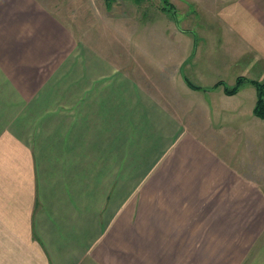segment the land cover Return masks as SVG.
<instances>
[{
	"label": "crops",
	"instance_id": "crops-1",
	"mask_svg": "<svg viewBox=\"0 0 264 264\" xmlns=\"http://www.w3.org/2000/svg\"><path fill=\"white\" fill-rule=\"evenodd\" d=\"M211 1L264 62V0ZM76 17L0 0V264H264L255 84L226 93L188 29Z\"/></svg>",
	"mask_w": 264,
	"mask_h": 264
},
{
	"label": "rangeland",
	"instance_id": "rangeland-1",
	"mask_svg": "<svg viewBox=\"0 0 264 264\" xmlns=\"http://www.w3.org/2000/svg\"><path fill=\"white\" fill-rule=\"evenodd\" d=\"M45 1L53 5L54 8L59 11V14H61L63 18L65 17V20L77 14L78 17L74 20L79 21L77 24L80 25V29L84 28V24H92L93 29H106L108 26V28L114 30L115 24L111 23L108 15L117 17L124 16L127 20V24L123 22L121 26L131 27L133 21L138 23H141L140 21L144 23L151 21L155 23L153 25L155 31L157 28H165V23L167 26H171L173 30L188 29L195 33L197 44L200 48L198 56H195L193 59L194 62L197 61V63L201 64L203 67L204 63H214L218 65L219 72L217 78L223 79L227 85H233L239 75L264 83L263 61L260 62L254 58L253 60L250 58V61L246 59L248 62L241 61V59H234V57L236 56L237 58L242 51L243 54L245 53L243 58H248V54H252L253 57L255 56V51H251L248 43L233 38V36L227 32L226 28L219 23L213 14L219 12L222 7L210 6L209 4L212 3L211 0H203L205 4H208L203 8L198 7L194 0H171L175 5L172 8H169L168 5H164L163 0H104V2L99 4L94 0ZM96 7H99L100 10H96ZM162 9H168L167 13H163ZM106 17L108 22L105 21ZM125 32H129V30L125 29ZM124 41L125 45H131V43L128 44V42H133L126 38ZM230 42L232 46L229 45ZM187 43L189 51L196 46L193 35L188 39ZM206 48L208 49L205 50ZM190 59V62H193L192 57ZM210 74L215 75L216 73L211 72ZM187 75L193 79L190 76L191 74ZM250 86V88H253L252 84ZM250 95L251 90L246 88L241 92V97L238 96L236 99L241 101L247 100ZM215 100H217L216 97L215 99L208 98L209 104L213 103Z\"/></svg>",
	"mask_w": 264,
	"mask_h": 264
},
{
	"label": "trees",
	"instance_id": "trees-1",
	"mask_svg": "<svg viewBox=\"0 0 264 264\" xmlns=\"http://www.w3.org/2000/svg\"><path fill=\"white\" fill-rule=\"evenodd\" d=\"M166 4H168L169 8H172L170 1L169 0H164ZM250 81L251 83H254L257 90H258V99L255 105V114L259 117L264 118V83H261L260 81L253 80V79H248L245 76H238L236 79V82L233 86H229L227 84L224 85L225 92L228 94H235L237 93L242 85ZM192 86L196 87L194 84L189 82ZM219 84H224L223 81L219 82Z\"/></svg>",
	"mask_w": 264,
	"mask_h": 264
}]
</instances>
